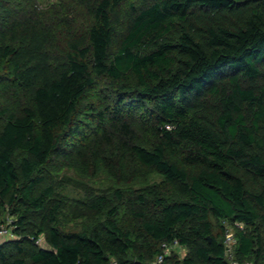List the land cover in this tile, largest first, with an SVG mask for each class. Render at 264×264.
I'll return each instance as SVG.
<instances>
[{
    "label": "trees",
    "instance_id": "16d2710c",
    "mask_svg": "<svg viewBox=\"0 0 264 264\" xmlns=\"http://www.w3.org/2000/svg\"><path fill=\"white\" fill-rule=\"evenodd\" d=\"M77 1L93 22L81 30L70 10L60 56L40 11L2 5L0 74L8 64L24 101L0 107V214L11 207L17 235L0 242V264H146L175 240L191 249L180 264H230L224 220L243 223L237 257L259 264L264 0H153L130 14L117 48L113 17L124 0ZM59 160L102 164L120 182L153 170L166 189H117L116 202L98 195L87 204L103 221L69 230L49 180Z\"/></svg>",
    "mask_w": 264,
    "mask_h": 264
},
{
    "label": "rangeland",
    "instance_id": "374dc122",
    "mask_svg": "<svg viewBox=\"0 0 264 264\" xmlns=\"http://www.w3.org/2000/svg\"><path fill=\"white\" fill-rule=\"evenodd\" d=\"M153 0H124L119 6L118 18L113 17V24L116 28V37L114 41L115 48L118 47L120 39L126 32V26L130 18V14L134 9L143 8L151 3ZM255 4H262L263 0H248ZM2 5L10 6L14 5L26 8H33V11L38 13L40 11L42 19L47 22L53 23L54 28L57 31L59 41L55 46V54L61 55L62 50L65 47V30L64 27L67 22L66 18H69V12L73 8H77L80 19L78 25L81 30L86 29L92 22L93 16L87 11L86 6L79 4L77 0H13L9 2L0 1V17L2 16ZM71 19V18H70ZM9 69L8 64L3 63L1 66L0 74V107L11 106L18 107L22 104L24 99L22 96L13 95L14 84L8 78L7 71ZM105 81H102V86H106ZM197 167H187L190 172L196 171ZM50 179L58 188V193L63 198L65 203V216L64 224L69 230H84L96 226L103 221L106 217L105 212L95 211L91 209L87 202L98 195H108L109 198L116 202L117 199L113 196V193L117 189L134 190L140 192L153 191L161 188H165L164 177L153 170L147 171L146 174L134 181L120 182L116 179L114 174L102 164L90 163L89 167L82 165H74L67 161H54L50 167ZM166 189V188H165ZM11 207H4L1 210L0 220L5 222H11L12 224L16 220V216L12 215ZM122 214V219L127 224H134L135 219L130 211H125ZM214 224L215 232L220 231V223L211 217ZM32 224L37 225L39 222L38 215H34ZM14 225V224H13ZM37 226H35L36 228ZM15 235V234H14ZM17 237L15 235L12 238ZM44 238V234H41ZM264 238V230H263ZM191 249L189 247H173L169 254V264H175V259L181 261L190 254ZM264 253V249H263ZM173 256H175L173 258ZM166 264V263H165ZM259 264H264V254Z\"/></svg>",
    "mask_w": 264,
    "mask_h": 264
},
{
    "label": "built area",
    "instance_id": "2783aa9c",
    "mask_svg": "<svg viewBox=\"0 0 264 264\" xmlns=\"http://www.w3.org/2000/svg\"><path fill=\"white\" fill-rule=\"evenodd\" d=\"M13 222V221H11ZM11 222H5L0 220V242L7 239H12L14 237V225ZM224 225V248H225V255L230 264H254L253 261H241L236 254L238 239L236 236V227L243 228V223L236 222L234 225L228 223L227 221H223ZM16 238V237H15ZM42 238L39 237L36 239V244H40ZM180 246L178 240H175L172 244L164 242L162 244V251L150 262L146 264H165L166 258L170 254L171 249L173 247ZM110 264H118L115 260H112Z\"/></svg>",
    "mask_w": 264,
    "mask_h": 264
}]
</instances>
